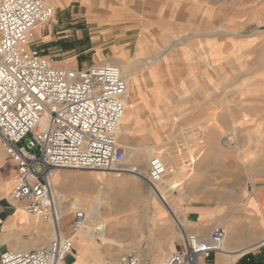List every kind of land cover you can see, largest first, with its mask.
I'll use <instances>...</instances> for the list:
<instances>
[{
	"label": "rangeland",
	"instance_id": "374dc122",
	"mask_svg": "<svg viewBox=\"0 0 264 264\" xmlns=\"http://www.w3.org/2000/svg\"><path fill=\"white\" fill-rule=\"evenodd\" d=\"M92 2L105 20L97 29L86 21L79 3L57 9V14L78 13L83 41L76 51L94 46L81 59L90 63L100 50L104 59L99 62L120 59L133 66L130 117L118 133L119 142L138 148L153 144L152 156L169 153L171 163L186 169L183 178L193 179L168 192L164 201L144 178L146 155L134 153L121 165L136 163L143 176L120 170L118 176L107 173L109 180L117 181L98 198L107 203L110 215L105 212L104 219L110 222L123 204L127 210L120 215L128 222L124 234L111 233L99 246L100 254L92 256L101 264L131 253L152 264L156 254L164 253V259L176 251L185 234H208L209 229L187 230L184 212L191 203L209 215L222 209L225 216L238 206L242 189L250 190V182L264 177V0ZM192 159L195 163L190 165ZM62 170L70 174L57 177ZM91 172L102 175L91 169L60 168L52 183L67 191L65 199L70 203L83 193L88 183L84 174ZM241 194L247 196L249 191ZM64 213L68 228L71 214L66 207ZM92 220L97 222L87 215L88 225ZM166 243L171 244L168 252L163 250ZM75 247L78 253L81 243ZM70 257L63 264H71Z\"/></svg>",
	"mask_w": 264,
	"mask_h": 264
},
{
	"label": "built area",
	"instance_id": "2783aa9c",
	"mask_svg": "<svg viewBox=\"0 0 264 264\" xmlns=\"http://www.w3.org/2000/svg\"><path fill=\"white\" fill-rule=\"evenodd\" d=\"M54 13L46 0H0V144L15 164L10 198L49 223L52 234L36 249L2 253L0 264H63L68 255L76 256L74 238L86 214L71 211L65 232L53 173L60 168L119 171L126 155L117 136L127 93L119 67L108 62L57 66L53 56L28 45L34 27ZM171 170L160 157H149L145 180L155 193ZM225 237L219 224L205 236L185 234L183 248L160 264H200L223 251ZM101 264L146 263L128 253Z\"/></svg>",
	"mask_w": 264,
	"mask_h": 264
},
{
	"label": "crops",
	"instance_id": "0c3cea01",
	"mask_svg": "<svg viewBox=\"0 0 264 264\" xmlns=\"http://www.w3.org/2000/svg\"><path fill=\"white\" fill-rule=\"evenodd\" d=\"M46 1L54 7L55 13L47 22L34 27L28 45L56 58L57 66L85 68L106 62H99L104 59L100 50L96 51L95 58L90 59V63H87L85 58H80L94 46L84 51H76L83 41L82 29L76 21L77 12L70 11L68 17H64L63 13L57 14V9H69L71 3H79L85 8L86 21L93 29H97L105 20L94 10L92 0ZM14 167L15 164L0 144V255L7 251L36 249L46 244L52 236L51 227L48 229L49 223L41 219L35 220L31 215L26 214L20 203L11 200L10 194L15 184ZM250 185H252L250 190L242 189L249 191V194L242 197L241 191L238 206L228 209L225 216H222L220 212L222 209L219 208L214 209L211 215L199 210L200 207L192 203L186 208L184 215L188 231L195 233L200 229H209V233L213 224H219L226 229L225 254L213 253L203 258L200 264H240V259L247 254H251L255 261L264 264V177H260L254 184L250 182ZM64 230L68 233L66 227ZM74 248L77 253L75 245ZM182 248L183 243L178 245L177 250ZM163 250L170 251L171 244L166 243ZM70 258L71 264H74L77 257Z\"/></svg>",
	"mask_w": 264,
	"mask_h": 264
},
{
	"label": "bare ground",
	"instance_id": "6f19581e",
	"mask_svg": "<svg viewBox=\"0 0 264 264\" xmlns=\"http://www.w3.org/2000/svg\"><path fill=\"white\" fill-rule=\"evenodd\" d=\"M104 61H106L108 63L112 62V64H115L116 66H118L120 71H121V74H122V76L125 79L126 84H127V95L125 96V99H124L126 109H124L125 112H123V115H122V118L120 121V127L118 130V133L120 134V132H122L128 126L127 125L128 121H129L128 119L130 117V110H131V108H129L130 103H131V100H130L131 97L130 96L132 94V87H133V84L135 82V76L133 75V66L131 63H129L127 61L120 60V59H109V60H104ZM119 134H117V136ZM121 145L125 148V153H126L124 161L126 159H128L129 157H132L134 155V153L135 154L137 153L138 155H146V156H148V160H149V157H151L152 154L155 153V146L153 144L149 145L148 147H144V148H138V146H132V145H130V146L129 145H123V143ZM131 152H133V154ZM169 155H170L169 153H166L165 155H154V156L160 157L161 160L163 161V163L168 168L171 167L169 165H173L175 167V168L171 167V169H172L171 173L166 174L163 177V179L161 180V182L159 184H157L158 196L160 197V199H162L164 201L167 200L166 194L168 192L176 191V188L180 184L184 183L186 180L187 181L189 180L187 184H189V183L191 184V182L193 180V179H189L188 175L183 178V170H186V169L185 168L181 169V167H179L177 165V163H171ZM133 159H134V161L139 162V158H133ZM194 163H195V160L192 159V162H190V165H193ZM147 166H148V163H147ZM191 169H194L193 166H191ZM119 170L120 171H130V172L135 173L137 176L138 175L143 176L142 170L138 167V165H136V163L131 164L129 167H127L126 165L123 167H120ZM112 171H113L112 174L116 175V176H118L120 173L119 171H114V170H112ZM100 172H102V171H100ZM107 173H109V171L108 172H102L101 176H98L97 173L93 174L92 172L84 174L87 178V181H88L87 186L83 190V193L80 196H77V199L71 201L70 203H67L66 202L67 199H65V197H66L65 194H68L67 191H64L62 188H59V187L55 188L54 183H52V178L54 176V173H53V176L51 178V183L53 185V192H54V194H56V196L58 197V199L60 201L62 212L64 213V207H66V209H68L70 212L73 210H76L77 207H80L81 208L80 210H83L86 214V224L75 235V238H74V243L77 245L81 243V246H82L80 248V251L76 254L77 260L75 261L74 264H97L98 258L97 257L94 258L92 256V254H94V252L100 251L99 246L101 244L102 245L106 244V241H107V239L111 233L120 234V235L124 234V231H125L124 226L125 225L127 226L128 217L125 218L124 216L120 215L121 213H125V210H127V208H125V206L123 204H121V206H117L116 214L113 218H111L110 222L106 221L104 219L105 212H106L105 209L107 207V203L98 201V198H99V196H101V198H102L103 195L108 194L107 193L108 190L114 188L115 187L114 184L117 181V180L111 181V179L109 180L107 178ZM146 173H147V169H146ZM69 174H70L69 171L62 170V171L57 172V174H55V175H57V177H60V176H66ZM168 176L170 178H167ZM144 178H145V176H144ZM97 183H99L100 185L98 186ZM180 199H181V196L179 195L177 197V200H180ZM78 202H80L81 206ZM174 211H175V209H174ZM26 214H28V213L26 212ZM106 214L108 215L109 213L106 212ZM87 215H92L93 218L97 220V222L95 220L94 221L92 220L93 224L91 226L88 225ZM161 215H162V213L160 212V216L158 214L157 217L161 218ZM34 219L37 221L40 220L39 218H34ZM108 222H109V224H108ZM181 230L183 231V229H181ZM99 239H100L101 243L98 241ZM82 243H83V245H82ZM224 250H225V245L223 243V251L221 253L225 254ZM237 250H236V252H237ZM99 254H100V252H99ZM163 254H161V255L156 254L154 259H153L152 264H160L161 259L163 258ZM229 258H230V256H229Z\"/></svg>",
	"mask_w": 264,
	"mask_h": 264
},
{
	"label": "trees",
	"instance_id": "16d2710c",
	"mask_svg": "<svg viewBox=\"0 0 264 264\" xmlns=\"http://www.w3.org/2000/svg\"><path fill=\"white\" fill-rule=\"evenodd\" d=\"M240 264H263L258 261H255L251 254H247L240 259Z\"/></svg>",
	"mask_w": 264,
	"mask_h": 264
},
{
	"label": "water",
	"instance_id": "95a60500",
	"mask_svg": "<svg viewBox=\"0 0 264 264\" xmlns=\"http://www.w3.org/2000/svg\"><path fill=\"white\" fill-rule=\"evenodd\" d=\"M26 142V141H25Z\"/></svg>",
	"mask_w": 264,
	"mask_h": 264
}]
</instances>
